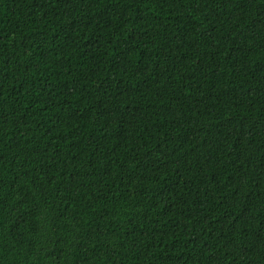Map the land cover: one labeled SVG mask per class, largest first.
<instances>
[{"label": "trees", "instance_id": "obj_1", "mask_svg": "<svg viewBox=\"0 0 264 264\" xmlns=\"http://www.w3.org/2000/svg\"><path fill=\"white\" fill-rule=\"evenodd\" d=\"M0 264H264V0H0Z\"/></svg>", "mask_w": 264, "mask_h": 264}]
</instances>
